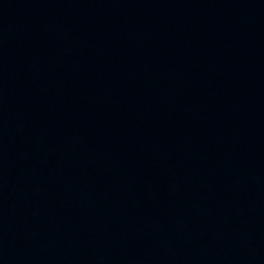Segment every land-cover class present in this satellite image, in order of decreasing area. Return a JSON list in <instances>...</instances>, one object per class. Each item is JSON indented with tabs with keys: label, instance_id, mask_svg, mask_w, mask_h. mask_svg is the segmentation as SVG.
Segmentation results:
<instances>
[{
	"label": "water",
	"instance_id": "95a60500",
	"mask_svg": "<svg viewBox=\"0 0 264 264\" xmlns=\"http://www.w3.org/2000/svg\"><path fill=\"white\" fill-rule=\"evenodd\" d=\"M0 264H264V0H0Z\"/></svg>",
	"mask_w": 264,
	"mask_h": 264
}]
</instances>
